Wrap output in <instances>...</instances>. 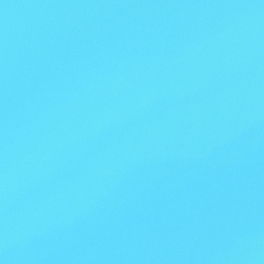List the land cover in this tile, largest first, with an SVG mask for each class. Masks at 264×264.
Wrapping results in <instances>:
<instances>
[{
  "label": "water",
  "instance_id": "95a60500",
  "mask_svg": "<svg viewBox=\"0 0 264 264\" xmlns=\"http://www.w3.org/2000/svg\"><path fill=\"white\" fill-rule=\"evenodd\" d=\"M0 264H264V0H0Z\"/></svg>",
  "mask_w": 264,
  "mask_h": 264
}]
</instances>
